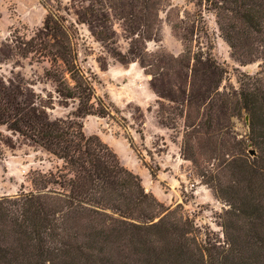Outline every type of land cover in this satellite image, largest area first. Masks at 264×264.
Returning <instances> with one entry per match:
<instances>
[{
    "label": "trees",
    "instance_id": "16d2710c",
    "mask_svg": "<svg viewBox=\"0 0 264 264\" xmlns=\"http://www.w3.org/2000/svg\"><path fill=\"white\" fill-rule=\"evenodd\" d=\"M192 1L200 8L196 22L173 25L183 43L179 55L148 53L145 45L161 40L164 0L58 1L32 35H14L13 52L46 63L45 76L77 109L75 118L51 119L33 92L0 81V125L61 161L32 170L29 191L0 196V264H264V0ZM203 8L215 14L242 65L262 61L256 73L242 74L238 89H221L227 71L210 50ZM115 21L129 40L128 54L152 74V89L182 106V154L200 169L197 147L220 146L206 160L218 177L205 183L227 205L223 238L203 233L182 203L160 201L108 143L84 131L82 117L112 116L118 108L97 94V77L80 57L79 26L115 45ZM242 111L259 150L254 158L236 149L243 142L229 130L230 118ZM149 170L156 177L159 167Z\"/></svg>",
    "mask_w": 264,
    "mask_h": 264
},
{
    "label": "rangeland",
    "instance_id": "374dc122",
    "mask_svg": "<svg viewBox=\"0 0 264 264\" xmlns=\"http://www.w3.org/2000/svg\"><path fill=\"white\" fill-rule=\"evenodd\" d=\"M58 1L65 5L71 0H0V81L22 85L25 90L34 93L37 102L47 105L51 119H66L75 118L77 101L58 93L56 84L44 74L46 63L24 58L12 50L14 35H32L43 25L48 8L56 7ZM84 4L87 3L84 1ZM199 10L192 0H164L160 10L161 40L146 42L148 53H182L183 43L174 32L173 25L196 22ZM202 13L209 30L210 50L227 71L221 89H238L242 74L256 73L262 61L242 65L221 36L215 14L205 8ZM79 27L80 57L85 68L97 77V94L112 100L118 108V111H112V116L90 114L82 117L85 133L98 134L108 143L122 163L139 174L145 188L160 201L172 206L182 203L203 233L223 238L221 223L227 205L215 195L211 185L205 183L206 180L214 182L218 177L217 171L206 160L211 150L220 146L202 144L197 147L202 168H196L181 151L186 131L182 106L158 96L152 89V74L147 73L140 62L127 52L130 44L122 24L114 22L115 45L96 40L88 25ZM111 47L120 50L126 58L120 59ZM229 130L236 140L243 142V147L235 144L236 149L245 150L250 158L258 155V148L250 142V121L245 111L230 118ZM202 132L205 135V130ZM127 137L133 138L140 155L131 147ZM235 138L232 140L235 141ZM252 149L256 151L255 155L250 153ZM60 163L44 149L31 145L19 134L0 125V196L29 191L32 170L48 171ZM149 166L154 169L159 167L156 177L151 175ZM206 169L209 172L204 177L200 171Z\"/></svg>",
    "mask_w": 264,
    "mask_h": 264
},
{
    "label": "water",
    "instance_id": "95a60500",
    "mask_svg": "<svg viewBox=\"0 0 264 264\" xmlns=\"http://www.w3.org/2000/svg\"><path fill=\"white\" fill-rule=\"evenodd\" d=\"M247 119H248V117H247ZM250 153L253 154V155H255V154H256V151H255L254 149H252V150L250 151Z\"/></svg>",
    "mask_w": 264,
    "mask_h": 264
}]
</instances>
